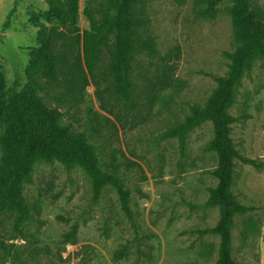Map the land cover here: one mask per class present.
Wrapping results in <instances>:
<instances>
[{
  "label": "rangeland",
  "instance_id": "rangeland-1",
  "mask_svg": "<svg viewBox=\"0 0 264 264\" xmlns=\"http://www.w3.org/2000/svg\"><path fill=\"white\" fill-rule=\"evenodd\" d=\"M108 0H80L79 27L90 28ZM264 10V0H254ZM220 4L215 19L200 16L201 0H145L149 34L158 57L139 54L133 64L131 103L117 98L107 70L108 55L95 62L91 83L78 104L50 101L64 112L58 124L91 145L102 170L115 173L129 193L130 214L116 187L97 194L80 165L68 170L60 161L36 159L31 183L22 193L28 214L0 210V264H215L220 237L213 228L219 207H208L216 187V153L208 150L213 124L206 121L182 137L178 130L215 95L218 78L230 71L227 56L236 48L231 9ZM64 0H0V80L7 105L43 69L39 53L53 29L66 30ZM179 48L172 83L152 93L163 74L160 56ZM154 96H152V94ZM234 116H248L232 127L242 156L264 162V58L254 60L242 79ZM7 124L0 121V138ZM0 142V158L4 155ZM1 179V176H0ZM232 191L256 207L238 215L232 230L233 256L240 264H264V170L236 160ZM1 199V198H0ZM76 228V238L67 239ZM122 259L116 253L122 246Z\"/></svg>",
  "mask_w": 264,
  "mask_h": 264
},
{
  "label": "trees",
  "instance_id": "trees-1",
  "mask_svg": "<svg viewBox=\"0 0 264 264\" xmlns=\"http://www.w3.org/2000/svg\"><path fill=\"white\" fill-rule=\"evenodd\" d=\"M79 1L64 0L69 26L66 30L53 29L47 36V46L39 53L43 69L30 74V83L7 105L0 80V121L7 124L0 138L4 155L0 158V210L14 207L21 217L28 214V206L22 193L23 184L32 182L36 159L46 162L60 161L68 170L80 165L94 181L100 194L108 185L116 187L123 210L130 214L129 193L115 173L101 169L94 148L83 135H72L58 122L64 112L50 101L66 104L69 109L78 104L82 91L91 83L95 62L107 54V70L114 82V95L131 103L134 96L132 81L133 64L139 54L158 57L153 36L149 34L145 0H108V9L99 19L90 17V28L79 27ZM207 8L200 16L215 19L217 7L233 2L231 15L235 29L236 48L227 56L231 60L227 76L218 78L215 95L204 107H195L178 132L184 134L206 121L213 124V139L208 150L217 155L215 176L218 183L211 190L208 207H219L220 218L206 233L220 237L219 258L215 264H240L233 256L232 230L238 215L251 213L256 207L241 204L232 188L235 182L236 160L264 170V162L241 155L231 137L232 126L244 122L248 116L234 117L229 109L235 103V95L242 79L254 60L264 58V10L254 6V0H201ZM179 48L160 56L163 74L153 83L152 93L172 83L175 66L180 58ZM1 79V78H0ZM151 93V94H152ZM152 96H154L152 94ZM74 228L68 240L76 238ZM128 252L124 245L116 253L122 259ZM17 264H23L15 257Z\"/></svg>",
  "mask_w": 264,
  "mask_h": 264
}]
</instances>
